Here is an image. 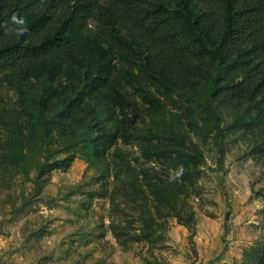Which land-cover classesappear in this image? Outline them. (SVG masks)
<instances>
[{
  "label": "rangeland",
  "instance_id": "rangeland-1",
  "mask_svg": "<svg viewBox=\"0 0 264 264\" xmlns=\"http://www.w3.org/2000/svg\"><path fill=\"white\" fill-rule=\"evenodd\" d=\"M185 48L117 56L114 97L54 59L0 77V264H264V129L212 84L248 59ZM72 102L90 117L65 127Z\"/></svg>",
  "mask_w": 264,
  "mask_h": 264
},
{
  "label": "trees",
  "instance_id": "trees-1",
  "mask_svg": "<svg viewBox=\"0 0 264 264\" xmlns=\"http://www.w3.org/2000/svg\"><path fill=\"white\" fill-rule=\"evenodd\" d=\"M174 2L201 6L193 24L200 32L184 25ZM187 42L212 54L219 66L225 56L248 59L243 77H214L213 93L224 105L249 104L252 119L264 129V0H0L4 78H22L28 64L54 59L94 72L95 91L114 97L121 81L117 56L128 64L138 62L144 50L173 58L184 54ZM89 117L81 102L70 103L62 115L65 127Z\"/></svg>",
  "mask_w": 264,
  "mask_h": 264
}]
</instances>
